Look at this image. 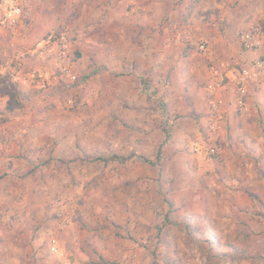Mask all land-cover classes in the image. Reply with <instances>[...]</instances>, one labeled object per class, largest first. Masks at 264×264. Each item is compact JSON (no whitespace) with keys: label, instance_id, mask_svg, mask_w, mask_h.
<instances>
[{"label":"rangeland","instance_id":"obj_1","mask_svg":"<svg viewBox=\"0 0 264 264\" xmlns=\"http://www.w3.org/2000/svg\"><path fill=\"white\" fill-rule=\"evenodd\" d=\"M241 4L23 0L0 31V264H264V77L244 111L229 100L236 120L225 111L217 153L204 152L212 55L229 43L225 59L245 66L240 31L264 29ZM229 140L260 144L225 163ZM202 160L228 168L200 176ZM238 171L252 204L230 209Z\"/></svg>","mask_w":264,"mask_h":264},{"label":"built area","instance_id":"obj_2","mask_svg":"<svg viewBox=\"0 0 264 264\" xmlns=\"http://www.w3.org/2000/svg\"><path fill=\"white\" fill-rule=\"evenodd\" d=\"M24 14L23 0H0V31L12 30L18 25ZM239 40L245 49H255L263 44L264 29L259 24L240 31ZM56 43L58 51L56 57L62 61L67 48L66 37L63 33L56 36L55 33H50L46 38V44ZM203 51H207L204 44L200 45ZM235 65L228 60L220 62H211L209 64L210 83L206 86V95L208 99V137L204 152L208 155H215L217 148L215 145L216 138L219 134L222 123L224 122V111L222 107L221 97L218 92L230 88L235 96V102L244 111L241 98L248 94V88L252 83L259 82L264 77V59L257 57L252 59L249 64L239 66L238 62ZM65 70V68L63 69ZM35 72H27V78H33ZM17 80L22 81V78L17 73Z\"/></svg>","mask_w":264,"mask_h":264},{"label":"crops","instance_id":"obj_3","mask_svg":"<svg viewBox=\"0 0 264 264\" xmlns=\"http://www.w3.org/2000/svg\"><path fill=\"white\" fill-rule=\"evenodd\" d=\"M241 6H240V16L241 18L245 19V18H259L262 19L261 21L264 23V0H241ZM223 43H228V42H224ZM238 43L241 49H244L243 52H241V55L243 56L242 59L246 60L244 65L249 64V62L254 59L259 57L261 54H264V46L260 47L259 49H245L242 47L240 40L238 39ZM228 45H230L229 43L226 45H223L221 48V52H224L225 55L223 56H213L211 49L209 47H207V51L210 52V58L212 55V58L210 60V62H220V61H224L227 60L225 58H229V50L227 49V47H229ZM235 47V48H234ZM232 48L235 49V55H238V53H240V51H238V47L234 46ZM216 55V53H215ZM224 58V59H223ZM211 78L209 76V73L207 72V77H206V81L204 80V82L206 83V86L210 83ZM228 91L225 92H218V95L221 97V102H222V107H223V111L225 113V111L227 112V119H229V121H235L236 119L234 118V113H233V107H230L231 103H229L230 101H234L235 100V96L233 91H230L231 89H227ZM225 92V93H224ZM230 97V98H229ZM223 101H224V106H223ZM228 101V103H227ZM230 105V106H229ZM208 108V106H207ZM184 128H193V123L191 121H188V119L184 120ZM235 131V130H234ZM234 131L231 133L232 136L234 135ZM221 133H223V131L221 130ZM220 143L222 144V150H223V157L222 160L223 162H231V163H238V161L243 160V158L248 159L247 155L249 153H247V151L245 150L246 146H250L251 143L255 144V145H259L260 141H220ZM246 143V146H245ZM246 156V157H245ZM199 165H200V169H199V175L201 176V174H204V170H206L207 167L211 166V168L216 167L215 165H218L219 168H221V170H227L228 167H224L223 165H219L217 163H213L212 160H206V161H199ZM236 164L229 166L230 168H232V170H234ZM203 167V168H202ZM239 171L237 173H235L236 175L233 176V187H232V191L230 192L231 196V201L227 202V207L230 209H242L245 208L246 206L250 207L252 204L251 199L248 197V195L246 194L245 186L243 185H239L238 184V179L235 178H239V176L242 174H238ZM221 174V173H220ZM222 176V174H221ZM217 177H220V175H218Z\"/></svg>","mask_w":264,"mask_h":264},{"label":"trees","instance_id":"obj_4","mask_svg":"<svg viewBox=\"0 0 264 264\" xmlns=\"http://www.w3.org/2000/svg\"><path fill=\"white\" fill-rule=\"evenodd\" d=\"M146 91H147V92L149 91V94H150V92H151L149 89H146ZM164 132H165V130H164ZM166 132H167V131H166ZM168 136H169V133H168V132L165 133L164 137H163L162 140L160 141V144H159V146H158V148H157L156 155H155L156 161H160V159L162 158V147H163V145L167 142V138H168ZM129 157H130V156H129ZM138 157H139L141 160H143L144 162H151L149 159H147L146 157H144V156H142V155H140V154L138 155ZM114 158H115L116 160L122 162V161L126 160L128 157H123V156H118V155H116ZM151 163H152V162H151Z\"/></svg>","mask_w":264,"mask_h":264}]
</instances>
